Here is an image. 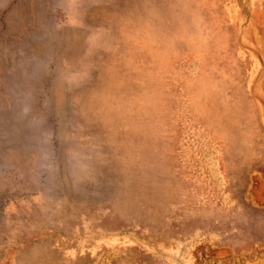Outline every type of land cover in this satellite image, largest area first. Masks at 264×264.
Instances as JSON below:
<instances>
[{
  "label": "rangeland",
  "instance_id": "1",
  "mask_svg": "<svg viewBox=\"0 0 264 264\" xmlns=\"http://www.w3.org/2000/svg\"><path fill=\"white\" fill-rule=\"evenodd\" d=\"M0 264H264V0H0Z\"/></svg>",
  "mask_w": 264,
  "mask_h": 264
}]
</instances>
